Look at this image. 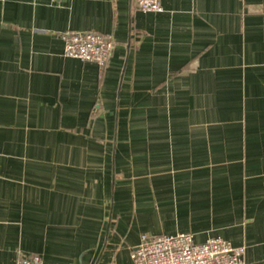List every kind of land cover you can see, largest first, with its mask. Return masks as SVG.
<instances>
[{
  "label": "crops",
  "instance_id": "crops-1",
  "mask_svg": "<svg viewBox=\"0 0 264 264\" xmlns=\"http://www.w3.org/2000/svg\"><path fill=\"white\" fill-rule=\"evenodd\" d=\"M0 0V264H132L142 236L264 264V0ZM109 35L108 63L63 56Z\"/></svg>",
  "mask_w": 264,
  "mask_h": 264
},
{
  "label": "built area",
  "instance_id": "built-area-1",
  "mask_svg": "<svg viewBox=\"0 0 264 264\" xmlns=\"http://www.w3.org/2000/svg\"><path fill=\"white\" fill-rule=\"evenodd\" d=\"M68 0H51L60 3ZM142 12L160 13L161 0H135ZM114 49L111 36L97 32H72L64 37L63 56L103 68ZM244 247H235L222 238L195 243L190 233L171 236H142L131 251L132 264H245ZM15 264H41L38 257L22 259Z\"/></svg>",
  "mask_w": 264,
  "mask_h": 264
}]
</instances>
